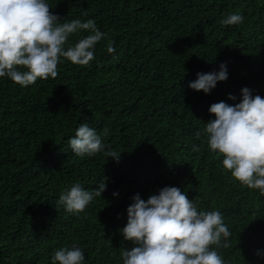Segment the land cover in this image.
Wrapping results in <instances>:
<instances>
[{"label":"trees","instance_id":"trees-1","mask_svg":"<svg viewBox=\"0 0 264 264\" xmlns=\"http://www.w3.org/2000/svg\"><path fill=\"white\" fill-rule=\"evenodd\" d=\"M46 2L60 23L91 19L105 38L90 66L61 58L55 79L22 87L0 77V264H52L72 245L85 264H123L121 252L134 246L121 235L133 197L147 201L164 187L222 214L231 247L215 250L225 264H264V196L235 181L196 136L215 120L211 105L240 103L244 88L264 98V0ZM233 13L243 22L222 25ZM89 34H71L65 48ZM221 64L228 79L210 94L190 89ZM81 124L119 161L75 156L68 140ZM105 178L83 213L58 203L73 184L92 190Z\"/></svg>","mask_w":264,"mask_h":264},{"label":"clouds","instance_id":"clouds-1","mask_svg":"<svg viewBox=\"0 0 264 264\" xmlns=\"http://www.w3.org/2000/svg\"><path fill=\"white\" fill-rule=\"evenodd\" d=\"M243 19L233 13L221 24L239 25ZM59 21L46 0H0V77L26 87L38 79L57 78L61 58L74 65L90 66L95 46L105 34L91 19ZM78 30L90 34L65 48L69 36ZM107 50L115 51L113 46ZM219 67L218 72L198 73L190 89L210 94L218 82L228 79L226 65ZM228 98L236 99L232 95ZM209 112L215 120L204 124L203 132L196 133L197 139L205 136L210 150L223 156V167L232 178L264 196V98L253 97L244 88L240 103L221 101L211 105ZM103 135H108L107 128ZM68 143L77 157L103 153L118 162L121 155L110 148L105 151L101 135L87 124H81ZM105 181L106 178L92 190L75 183L61 193L58 203L68 213H83L95 197L102 196ZM133 201L121 235L134 246L121 252L123 264H225L215 249L231 247L232 232L218 210L198 211L177 187H164L147 201L136 194ZM52 264H85V255L76 245L62 247L52 256Z\"/></svg>","mask_w":264,"mask_h":264}]
</instances>
